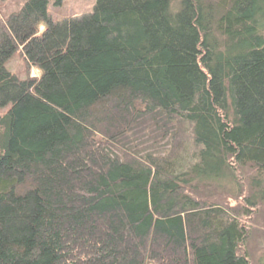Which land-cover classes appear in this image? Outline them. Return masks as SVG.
<instances>
[{"label":"trees","instance_id":"trees-1","mask_svg":"<svg viewBox=\"0 0 264 264\" xmlns=\"http://www.w3.org/2000/svg\"><path fill=\"white\" fill-rule=\"evenodd\" d=\"M3 1L0 264H253L264 0Z\"/></svg>","mask_w":264,"mask_h":264},{"label":"rangeland","instance_id":"rangeland-1","mask_svg":"<svg viewBox=\"0 0 264 264\" xmlns=\"http://www.w3.org/2000/svg\"><path fill=\"white\" fill-rule=\"evenodd\" d=\"M27 0H4L2 2V16L19 10ZM95 6V0H64L62 5L55 4V0H50L48 10L55 20H63L69 16H83L91 13ZM7 68L15 72L21 78L26 75L25 61L19 52H16L7 63ZM31 76L39 75L36 68L31 69ZM214 190L207 191L211 194ZM234 203V200H233ZM236 201L234 204H239ZM245 223L252 232L247 243L248 253L253 264H264V205L254 210L249 217H243Z\"/></svg>","mask_w":264,"mask_h":264}]
</instances>
